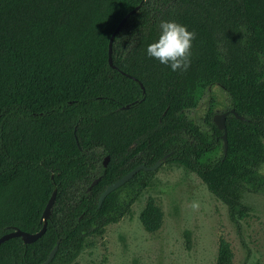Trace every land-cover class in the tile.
<instances>
[{"label":"trees","instance_id":"1","mask_svg":"<svg viewBox=\"0 0 264 264\" xmlns=\"http://www.w3.org/2000/svg\"><path fill=\"white\" fill-rule=\"evenodd\" d=\"M137 6L115 36L114 68L111 36ZM165 20L196 33L186 72H173L147 55ZM260 55L264 0H0V237L13 228L40 231L57 189L45 234L32 243L13 237L0 244V264H41L58 241L50 264L75 250L73 259L94 228L129 209L119 191L154 171H139L99 206L104 190L137 165H153L168 153L167 160L196 171L240 225L249 215L241 201L244 183L257 181L254 168L264 154ZM215 83L230 93L231 109L245 119L229 114L227 151L215 162H201L224 131L212 119L213 141L207 143L177 114ZM183 133L190 143L167 148ZM99 148L101 157L95 156ZM140 219L156 232L164 213L151 198ZM185 236L190 245V232ZM216 264H234L224 237Z\"/></svg>","mask_w":264,"mask_h":264},{"label":"rangeland","instance_id":"2","mask_svg":"<svg viewBox=\"0 0 264 264\" xmlns=\"http://www.w3.org/2000/svg\"><path fill=\"white\" fill-rule=\"evenodd\" d=\"M225 49L221 42L222 59ZM260 57L264 65V55ZM195 102L183 107L178 120L191 124L205 142L211 143L212 119L231 109L232 97L220 83H215L200 91ZM187 143L190 137L183 133L167 148ZM223 151L224 141L220 140L214 150L201 155L200 161L215 162ZM101 152L99 148L95 156ZM253 175L257 181L244 183L241 198L249 215L237 225L228 205L196 171L176 159L167 160L152 174L139 177L119 191L120 202L127 203L129 209L117 221L94 228L73 259L75 250L55 264H216L221 237L231 244L234 264H264V154ZM151 198L164 213L163 225L156 232L147 231L140 219ZM186 231L191 234L190 245Z\"/></svg>","mask_w":264,"mask_h":264},{"label":"water","instance_id":"3","mask_svg":"<svg viewBox=\"0 0 264 264\" xmlns=\"http://www.w3.org/2000/svg\"><path fill=\"white\" fill-rule=\"evenodd\" d=\"M140 8V6H137L136 8H134L131 12H129L118 24V26L116 27L114 33L111 36L110 39V44H109V63L112 67L116 68L114 61H113V42L115 39V36L117 34V32L121 29V27L124 25V23L126 22V20L128 19V17L132 14L138 11V9ZM142 88L144 89V86L142 83H140ZM130 105L125 106V108H129ZM229 114H234L236 115L238 118L240 119H245L244 116L239 115L235 109H230L228 111H225L223 113H217L214 115L213 120L215 122V124L218 126L219 129L223 130V140H224V148H225V152L228 149V140H227V126H226V119L228 117ZM172 153H168L165 156H163L161 159L157 160L153 165H146V164H139L137 165L135 168H133L131 171H129L127 174H125L123 177H121L120 179L116 180L115 182H113L112 184H110L105 190L104 192L101 194L100 196V200H99V206L102 205V203L104 202L105 198L113 191H115L116 189L120 188L121 186H123L125 183H127L130 179H132L134 177V175H136L139 171L141 170H146V171H155L157 170L159 167H161L166 161L167 159L171 156ZM110 160V156H107L106 159L104 160V165L107 166L108 162ZM99 178H97L96 180L93 181L92 185L89 187V189H91V187L93 185H95L98 182ZM56 195H57V189L54 190L53 195L51 196L48 204L45 207L43 216H42V221H43V227L40 231L35 232V233H30L27 231H23L20 228H13L10 232L5 233L4 235H2L0 237V244H2L3 242L13 238V237H21L25 243H32L36 240H38L41 236H43L47 230L48 227V221L51 217V213H52V209L56 200ZM59 244L60 241L57 242V244L55 245V247L53 248V250L51 251L49 257L47 258L46 261H44L41 264H50L53 259L55 258L58 249H59Z\"/></svg>","mask_w":264,"mask_h":264},{"label":"clouds","instance_id":"4","mask_svg":"<svg viewBox=\"0 0 264 264\" xmlns=\"http://www.w3.org/2000/svg\"><path fill=\"white\" fill-rule=\"evenodd\" d=\"M196 33L175 20L161 21L159 36L147 46L150 58L168 66L173 72L187 71L192 63V48Z\"/></svg>","mask_w":264,"mask_h":264}]
</instances>
